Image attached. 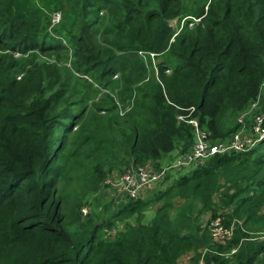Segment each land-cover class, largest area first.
<instances>
[{
  "label": "trees",
  "instance_id": "1",
  "mask_svg": "<svg viewBox=\"0 0 264 264\" xmlns=\"http://www.w3.org/2000/svg\"><path fill=\"white\" fill-rule=\"evenodd\" d=\"M203 13L173 37L171 20ZM138 51L159 59L157 77L134 88L146 74ZM61 55L99 84L122 77L142 109L110 119L109 170L93 166L91 192L116 169L158 168L188 151L183 108L194 106L214 142L253 104L264 110V0H74L67 12L61 0H0V264H264V148L171 171L163 188L109 199L101 219L83 217L82 201L65 213L56 161L80 110L72 101L56 110L57 94H71L59 81ZM217 218L230 234L215 239Z\"/></svg>",
  "mask_w": 264,
  "mask_h": 264
},
{
  "label": "rangeland",
  "instance_id": "2",
  "mask_svg": "<svg viewBox=\"0 0 264 264\" xmlns=\"http://www.w3.org/2000/svg\"><path fill=\"white\" fill-rule=\"evenodd\" d=\"M61 1L63 3L64 12L71 10V5L74 0ZM61 14L59 13L60 19ZM178 20L173 19L170 21L175 31L178 27ZM140 52L142 53L140 54ZM138 55L145 65L146 74L145 78L142 81H138L134 88L142 87L146 81L153 76L155 78L157 77L156 65L159 56L151 57L148 52L143 51H138ZM69 61L70 57L67 59L66 56L61 55L59 58V63L61 64L59 66V81L61 82L62 88L70 91L71 94L69 96L65 92L57 94L58 98L56 104L58 105L56 106V110L68 108L70 106V101H72L73 104H77L75 109L80 110V118L76 126L72 127L71 133L67 136L69 145L58 151L59 155L56 161V170L60 173V178L57 180L56 197L60 200L63 210L68 215H71V208L76 201H82L89 204L82 206V209L86 211L84 215L82 214L83 217L87 213L91 215L95 213L99 216V219H101L105 216L101 208L106 202L110 201L109 199L115 198V203L117 204L125 198L123 194L113 193L107 190L103 185L104 180L99 184L100 187L98 190L90 191V179L93 166L99 163L107 168L106 164H110L109 162H111L104 150L107 137H109V124H114V121H110V119L116 117L119 118L120 121H124L123 119H128L131 115L137 118V114H141L140 111L142 109L134 95L135 92H126L123 89L125 85L123 84L122 77H115L108 83L99 84L95 78L96 72L86 71L82 73L73 71ZM167 73H169V70ZM55 92L57 93V91ZM106 94L115 103L114 111H108L102 104V99ZM254 109L255 107L251 106V108L245 112L248 118L252 116ZM61 131L62 128H54V143L57 142L61 135ZM183 169L184 170L178 173L186 172L188 167ZM106 170L108 171L109 167ZM124 170L126 169L122 171ZM122 171L116 169L112 173H120ZM171 179L174 180V178ZM165 185L166 182H157L154 185H150L151 187L144 193L163 188ZM146 194H144V196ZM155 207L156 206H151L146 212V221L150 219ZM74 228H76V226H74Z\"/></svg>",
  "mask_w": 264,
  "mask_h": 264
},
{
  "label": "built area",
  "instance_id": "3",
  "mask_svg": "<svg viewBox=\"0 0 264 264\" xmlns=\"http://www.w3.org/2000/svg\"><path fill=\"white\" fill-rule=\"evenodd\" d=\"M205 13L202 15H185L178 20V27L173 37L183 28H193L199 25ZM60 19L59 13H54L52 22L57 23ZM172 37V39H173ZM142 52H140L141 54ZM151 57L157 56L149 53ZM255 107V104L252 105ZM185 114H179L177 119L187 123L192 128L193 141L190 149L184 153H175L172 160L154 168L151 164L137 167H129L120 173H112L105 177L104 187L113 193L123 194L130 199H137L144 188L160 181L169 172L178 168H186L215 155L230 152H249L253 149L264 148V110L255 112L249 123H246L247 113H242L237 118L238 129L225 141H212L209 132L200 127L197 117L193 116L194 106L183 108ZM86 213L85 209L81 210ZM212 234L215 239L229 235V230L224 229L217 218L212 223Z\"/></svg>",
  "mask_w": 264,
  "mask_h": 264
}]
</instances>
